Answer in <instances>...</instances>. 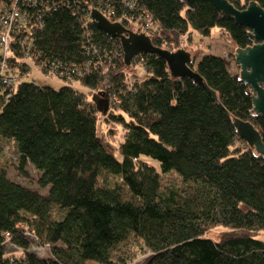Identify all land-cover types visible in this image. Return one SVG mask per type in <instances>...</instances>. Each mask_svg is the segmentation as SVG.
Wrapping results in <instances>:
<instances>
[{"label":"trees","instance_id":"trees-1","mask_svg":"<svg viewBox=\"0 0 264 264\" xmlns=\"http://www.w3.org/2000/svg\"><path fill=\"white\" fill-rule=\"evenodd\" d=\"M229 1L264 8V0ZM11 7L27 24L5 61L0 54V155L12 144L20 175L28 178L32 166L46 194L0 168V264H132L133 247L147 252L144 264H264V155L235 127L237 119L251 122L264 142L250 87L213 53L192 66L217 99L172 77L153 54L133 62L147 76L129 82L120 40L90 14L149 23L153 44L165 49L214 29L246 48L251 30L207 0H0V18ZM28 62L69 84L24 80ZM6 75H18L16 88L3 83ZM74 81L113 98L108 117L126 130L120 157L99 135L98 107ZM171 172L181 185L163 183ZM220 226V240L206 236Z\"/></svg>","mask_w":264,"mask_h":264},{"label":"water","instance_id":"water-1","mask_svg":"<svg viewBox=\"0 0 264 264\" xmlns=\"http://www.w3.org/2000/svg\"><path fill=\"white\" fill-rule=\"evenodd\" d=\"M191 1V0H183ZM223 16L232 17L238 25L249 28L250 39L253 45L246 48H237L235 62L240 68V80L252 90L253 111L264 117V8L257 2H250L245 9L236 8L229 0H207ZM91 19L94 26L110 38L120 40L124 62L131 66L133 60L142 54L157 55L165 60L172 77L189 78L196 84L207 89L213 98L217 94L204 81L202 76L193 68L192 54L185 49L170 51L157 47L152 38L144 33H135L120 22H113L102 12L93 9ZM238 136L259 155H264V142L260 132L249 121L235 120Z\"/></svg>","mask_w":264,"mask_h":264},{"label":"rangeland","instance_id":"rangeland-1","mask_svg":"<svg viewBox=\"0 0 264 264\" xmlns=\"http://www.w3.org/2000/svg\"><path fill=\"white\" fill-rule=\"evenodd\" d=\"M183 43L182 46L185 47V50L189 51L192 54L193 60L201 59L202 56L207 53H213L215 55H219L223 57L229 64L230 70L234 73H240V68L235 62V51L237 49L236 45L232 42L229 35L221 33L218 29L213 30V35L210 38H202L197 34H194L193 37L187 38V36L179 43ZM173 43V41L171 42ZM175 47L178 46V42ZM181 46V45H180ZM179 46V47H180ZM166 49L171 50L172 46H166ZM0 54L2 55V51L0 48ZM30 66V70L27 75H25L24 80L30 82H36L39 86H49L54 89H60L61 87L68 85V82L60 80L55 75L45 74L38 69L33 63L28 62ZM129 82H134L136 79L143 78L147 76L145 69L141 65L132 64L129 66ZM18 76V75H17ZM68 83V84H67ZM72 87L78 89L79 91L87 94L91 101H93L98 107V130L99 135L103 140L106 141L113 149L116 150V153L120 157L119 146L121 142H123L124 134L126 130L123 125L116 124L112 122V119L108 117V111L116 106L113 101V98L109 96V94L104 93L101 95L99 91H92L91 89L80 85L78 82H71ZM119 112L116 111V114ZM107 114V117H105ZM6 150L2 155H0V168H5L8 171V177L12 181L23 184L35 191H38L42 194H46V189H41L38 186V173L32 167L28 166L27 171L29 173L28 178H24L20 175L17 170L14 162L16 161L12 157H14L13 153L15 152L14 146L10 143L6 144ZM157 163V162H156ZM158 164V163H157ZM159 165V164H158ZM111 179V177H109ZM163 183L166 186H179L182 184V179L175 172L168 173L162 178ZM227 228L225 227H217L212 229L206 236L210 237L214 240H220ZM41 251L48 253V251L44 248L40 249ZM133 261L132 264H144L148 260L147 252L141 250L139 247L132 248ZM97 264V263H92Z\"/></svg>","mask_w":264,"mask_h":264},{"label":"built area","instance_id":"built-area-1","mask_svg":"<svg viewBox=\"0 0 264 264\" xmlns=\"http://www.w3.org/2000/svg\"><path fill=\"white\" fill-rule=\"evenodd\" d=\"M103 14L108 19L112 20L111 17H109L105 13H103ZM90 18H91V14H90ZM91 21H92V19H91ZM118 22L122 23L121 21H118ZM133 23H135L133 27H131V26H126V27L135 33H144L147 36L152 37L151 26L149 23H146V22L145 23H138L135 21ZM25 24H27V17L17 7H11L9 9H7L4 12V14L1 16V18H0V48L2 51V57H3L4 61L6 59V56H8L10 53L11 44H12V41L14 39L15 31L21 32V30ZM185 37L186 36L183 35L181 38V41ZM182 44L183 43L181 42L178 44L177 47H175V44L172 43L171 44L172 49L170 51H176L178 49H184L185 47H183ZM139 57H137L136 59H138ZM3 69H5L4 65H3ZM2 81L6 86H9L13 89L16 88V86L19 83V79L15 75H6V76H4V78H2Z\"/></svg>","mask_w":264,"mask_h":264},{"label":"clouds","instance_id":"clouds-1","mask_svg":"<svg viewBox=\"0 0 264 264\" xmlns=\"http://www.w3.org/2000/svg\"><path fill=\"white\" fill-rule=\"evenodd\" d=\"M112 21V20H111ZM116 22H118V21H116ZM125 26V25H124ZM126 27V26H125ZM169 50V49H168ZM143 55V54H142ZM135 60H133V62H134ZM133 62H132V64H133ZM252 91V90H251Z\"/></svg>","mask_w":264,"mask_h":264},{"label":"flooded vegetation","instance_id":"flooded-vegetation-1","mask_svg":"<svg viewBox=\"0 0 264 264\" xmlns=\"http://www.w3.org/2000/svg\"><path fill=\"white\" fill-rule=\"evenodd\" d=\"M185 49V48H184Z\"/></svg>","mask_w":264,"mask_h":264}]
</instances>
